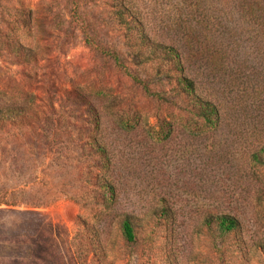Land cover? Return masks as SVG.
<instances>
[{"label": "rangeland", "instance_id": "1", "mask_svg": "<svg viewBox=\"0 0 264 264\" xmlns=\"http://www.w3.org/2000/svg\"><path fill=\"white\" fill-rule=\"evenodd\" d=\"M77 1L79 10L73 0H0V106L33 100L36 108L29 120L0 128V264H264V167L252 159L264 127L242 114L255 118L258 111L248 104L245 112L235 110L234 98H219L221 128L190 134L182 101L153 69L134 63L112 15L114 1ZM260 1L133 3L149 37L176 47L194 75L202 66L197 52L261 66L264 38L252 11ZM15 44L36 62L17 58ZM136 73L151 94L136 84ZM77 91L96 104L113 159L117 204L99 220L87 207L94 187L85 174L93 163L81 158L77 129L88 125L86 108L71 103ZM115 98L124 103L122 113L141 116L137 127L116 124ZM163 202L175 213L174 225L154 220ZM224 214L241 221L240 238L204 226L207 216ZM125 216L142 228L135 245L120 232ZM82 221L101 234L103 259L80 251Z\"/></svg>", "mask_w": 264, "mask_h": 264}, {"label": "trees", "instance_id": "2", "mask_svg": "<svg viewBox=\"0 0 264 264\" xmlns=\"http://www.w3.org/2000/svg\"><path fill=\"white\" fill-rule=\"evenodd\" d=\"M73 1L76 10H79L78 1ZM113 1L115 3L112 11L114 21L124 32L134 63L140 70L144 68L151 71L153 69L152 72L157 75L156 79L169 87L174 97L182 101L186 111L191 115V119L185 125L190 134L200 136L221 128L223 117L219 98H234L232 102L233 105L236 102L234 109L242 110V112L247 111L244 107L245 104L252 105L258 112H256L255 118L249 117L247 113H242L246 115L245 120L253 119L256 127H264V49L259 54L261 66L258 68L248 66L247 62L249 63V60L235 61L230 59L232 58L231 55L222 52H197L193 55L195 56L194 59L202 66L194 75H191L188 72L184 55L176 47L161 44L149 37L142 16L136 10L133 0ZM258 4L252 11L256 15L257 26L260 27V33L264 38V0H261ZM258 10L260 17L257 16ZM13 47V52L17 58L26 61L27 64L36 62V56L32 54L31 50L16 44ZM116 61L119 64L122 63L119 54L116 56ZM130 75H133V73ZM132 77L136 84L141 86L147 94L152 93L139 74L136 73ZM75 94L76 97H71L72 106L75 107V104L82 103L81 107L86 108L87 114L85 123H87L88 128L82 129L80 127L77 129L79 135L77 140L82 143L79 146L81 158L93 163L90 167L91 172L85 174L89 181H92L94 187V195L90 200L91 202H88L91 204L87 207L96 214L95 219L99 220L104 217V213L111 211L117 204L118 192L113 178V159L104 140L101 129V116L96 104L93 101L89 102V99L85 98L80 91ZM110 103V109L115 110L114 113L112 112V116L116 119L115 122L120 128L131 129L137 127L142 121L141 116L133 120L125 112L122 113L121 110H118L124 105L119 98H115ZM227 104H229V101H227ZM227 104L224 105L227 107ZM34 105V101L31 100L12 107L0 106V128H2L1 125L9 122L19 124L22 118L29 120L36 110ZM242 114L240 115L242 116ZM51 120L53 122V119ZM52 122H47L46 128L48 130H50ZM48 133L49 131H46L47 136L51 137ZM71 140L72 137H68V142ZM252 159L255 164L264 167V141L254 150ZM156 219L158 224L174 225L175 213L169 208L168 204L163 202L162 212L156 215L154 220ZM204 226L212 232L216 230L220 235L227 237L237 236L240 238L243 232L241 221L237 217L227 214L207 216L204 220ZM80 227L81 231L77 239L83 243L80 250L82 254L86 256L93 255L95 259L98 258L99 260L103 259L105 256L101 234L98 229L90 226L87 221H82ZM141 229L140 224L133 216H125L120 222V232L124 240L130 245L137 243ZM239 243L241 245L238 250L243 261L249 262L247 260L249 248H247L246 242L240 240ZM260 251L264 252V246L260 248Z\"/></svg>", "mask_w": 264, "mask_h": 264}]
</instances>
